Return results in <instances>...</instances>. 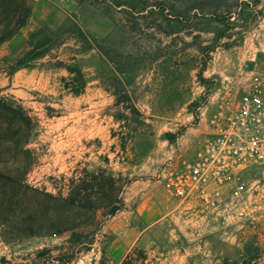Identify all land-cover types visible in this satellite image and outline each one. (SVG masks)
Wrapping results in <instances>:
<instances>
[{
  "label": "rangeland",
  "instance_id": "374dc122",
  "mask_svg": "<svg viewBox=\"0 0 264 264\" xmlns=\"http://www.w3.org/2000/svg\"><path fill=\"white\" fill-rule=\"evenodd\" d=\"M29 1L27 23L0 45V98L32 120L25 182L39 194L30 229L5 230L21 239H0V264H120L134 248L145 260L132 264H264V166L188 200L161 178L203 145L214 98L239 92L243 71L264 73V0ZM70 23L99 48L76 56L78 96L47 56L15 68L32 31ZM70 36L51 54L65 59Z\"/></svg>",
  "mask_w": 264,
  "mask_h": 264
},
{
  "label": "trees",
  "instance_id": "16d2710c",
  "mask_svg": "<svg viewBox=\"0 0 264 264\" xmlns=\"http://www.w3.org/2000/svg\"><path fill=\"white\" fill-rule=\"evenodd\" d=\"M30 12L29 0H0V45L16 36L27 23ZM218 13H220L219 10L210 12L214 18L220 19L221 14ZM227 20L228 17H223L215 21L227 22ZM66 34L72 35L70 37L75 43L69 48L67 57L59 59L58 55H52L51 52L66 42L64 38ZM28 46L29 49L15 62V68L24 67L28 63L47 56L50 59L44 65L49 68H61L67 73L66 77L60 78L62 88L73 96L83 92L87 81L77 63L76 56L92 49H99L93 36L82 31L77 23H70L53 32L42 28L32 31L28 36ZM210 51L212 49L207 52ZM32 130V120L22 108L0 98V239L5 243L21 239L20 234H17L20 230H15L7 236L5 230L8 227L11 226L14 229L19 226L20 229H27V227L30 229L29 227L35 221L32 200L39 193L25 182V176L33 163L32 154L28 148ZM41 195L45 197V200L51 198L47 194ZM55 200L59 201V199ZM63 202H67L66 199H63ZM47 253L48 250H41L36 257ZM65 256V254L50 256L49 261L39 264L52 261L58 264H69L70 258L65 260ZM133 259L143 261L145 256L134 248L120 264H132ZM101 264H105L104 261Z\"/></svg>",
  "mask_w": 264,
  "mask_h": 264
},
{
  "label": "built area",
  "instance_id": "2783aa9c",
  "mask_svg": "<svg viewBox=\"0 0 264 264\" xmlns=\"http://www.w3.org/2000/svg\"><path fill=\"white\" fill-rule=\"evenodd\" d=\"M239 92L218 94L210 104L205 141L190 159L177 158L161 170L166 190L178 200L205 198L250 166H264V73ZM240 73V74H242Z\"/></svg>",
  "mask_w": 264,
  "mask_h": 264
}]
</instances>
